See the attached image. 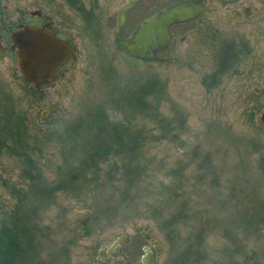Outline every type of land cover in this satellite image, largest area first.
<instances>
[{
    "label": "rangeland",
    "instance_id": "rangeland-1",
    "mask_svg": "<svg viewBox=\"0 0 264 264\" xmlns=\"http://www.w3.org/2000/svg\"><path fill=\"white\" fill-rule=\"evenodd\" d=\"M73 1L87 8L86 27L75 36L70 93L54 97L60 110L50 123L39 122L50 102L23 80L24 88L16 84V59H0V102L14 94L23 138L22 147L0 151V227L16 207L13 192L31 193L24 176L30 156L47 186L76 170L75 182L53 198L27 200L41 205L34 216L40 264H140L146 240L137 229L147 226L163 246L155 264H264V0H207L199 21L173 27L176 38L162 63L129 56L118 43L119 12L131 0ZM175 1L136 0L123 35ZM0 5L14 16L21 7L35 8L34 0ZM246 8L251 16L230 20ZM231 44L239 56L225 64L221 56ZM154 77L165 86L158 116H140ZM102 105L115 122L140 116L135 125L144 143L79 173L88 145L100 137L89 128ZM7 112L2 106L0 119ZM73 126L77 133H70ZM124 236L135 243L110 252L111 259L90 256L94 244Z\"/></svg>",
    "mask_w": 264,
    "mask_h": 264
},
{
    "label": "flooded vegetation",
    "instance_id": "flooded-vegetation-1",
    "mask_svg": "<svg viewBox=\"0 0 264 264\" xmlns=\"http://www.w3.org/2000/svg\"><path fill=\"white\" fill-rule=\"evenodd\" d=\"M34 7L35 8L32 9L27 7H21L20 9H18L17 14L14 16L12 12L8 11L7 7L5 8V10L0 5V59L9 56L16 59L18 63L17 51L13 47L12 32L15 31L17 28L21 27L22 25L45 27L55 32L59 37L63 38L64 40H67L69 43L72 44V46L74 47L73 55L55 73V77L50 82V84L41 90H38L35 87L32 88V86L34 85L24 80L21 74V70L18 67L19 63L18 66H15V69L20 72V76L15 75L14 77V79L16 80V84H19L21 85V87L24 88V83L22 82L23 80L28 86V91L31 94H33L38 99H46L50 102L49 105L46 106L43 110L50 107H58L57 111L52 112L47 116L46 122H41V115L43 110L40 111L39 122L40 124L45 125L50 123L53 117L60 110V106L53 102L54 97L61 94L68 95L70 93L68 86L75 79V74L73 73V70L77 68L78 62V44L75 40V36L77 31L80 32L86 27V24H84V27L82 26V22L83 20H85L83 17V13L85 14V12H87V8L83 5L76 4L73 0H34ZM251 14L252 13L246 14L245 11H236L233 15H231L230 20L232 22H237L239 20H242L243 16L249 17L251 16ZM204 15L205 13L199 18L192 21H199ZM171 32L173 34V40L171 42L172 45L176 37L172 29ZM171 45L166 50L160 53V55L166 59L165 61L169 60V57L167 58L165 53L169 50ZM232 45L234 44H231L222 54L221 62L229 64L238 58L239 55L235 50H233L234 46ZM60 88H63V90L60 91ZM1 101L2 103L0 102V108L2 106H5V108L8 110V115H5L3 119H0V151H3L4 149L8 148L13 149L17 147H22V130L18 124V120L16 119L17 117H13V114L17 113V106L14 94H3ZM2 177L3 176L0 174V179H2ZM65 178L66 179L64 180H70L69 178H67L66 175ZM3 183L4 185H7V181H4ZM65 185H68L66 184V181L57 186H50L48 190L49 198H53L54 195L60 190V188L66 187ZM36 198L39 202L45 201V197L36 196ZM35 208L40 209L41 205L37 203L35 205ZM137 232H141L146 240V243L140 246V249L142 250L140 264H143L144 262L146 264L157 263L160 260H158V257L161 258L163 252V246L161 244V241L156 238L151 228H138ZM153 240L158 241V243L156 244L155 242H153ZM131 243H135L133 239L130 236H124L123 241L120 243L118 250H114L113 252L119 253L123 245H128ZM103 247L104 245H101L100 243L94 244L91 247L92 249L90 256H92L93 259H96L98 261H101L103 256H108V258L111 259L112 252L106 253V255L101 254L100 250ZM121 256H132V252L129 251L126 253H122ZM91 263L92 262H89V264Z\"/></svg>",
    "mask_w": 264,
    "mask_h": 264
},
{
    "label": "water",
    "instance_id": "water-1",
    "mask_svg": "<svg viewBox=\"0 0 264 264\" xmlns=\"http://www.w3.org/2000/svg\"><path fill=\"white\" fill-rule=\"evenodd\" d=\"M135 2L136 0L127 2L119 12L117 40L129 56L146 62H164L166 59L160 53L171 45V29L178 24L199 18L207 11V0H178L153 12L124 36L127 12ZM244 11L246 14L251 13L250 8ZM12 38L24 80L38 90L47 87L54 79L55 73L73 55L72 44L45 27L22 25L12 32ZM57 110L58 107L43 110L41 122H46L47 116ZM262 121L264 122V112ZM85 222L86 220L82 221ZM122 241L123 237H119L112 244L104 246L100 250L101 254L106 255L118 250ZM153 242L158 243L156 240ZM104 258L109 259L108 256H103Z\"/></svg>",
    "mask_w": 264,
    "mask_h": 264
},
{
    "label": "trees",
    "instance_id": "trees-1",
    "mask_svg": "<svg viewBox=\"0 0 264 264\" xmlns=\"http://www.w3.org/2000/svg\"><path fill=\"white\" fill-rule=\"evenodd\" d=\"M151 83L152 87L145 89L144 93L148 99L147 103L143 105L144 108H140V116L147 115L148 117L156 118L158 116V105L165 92V86L158 77L151 79L147 83L148 86ZM107 109L108 106L102 105L95 110V113H98L94 114L89 129L97 131L100 137L88 145L85 159L76 167V169H79V173H87L93 169L97 171L100 163L112 155L134 154L139 150L140 145L144 143L143 133L137 130V124L135 125L136 119L140 116L127 118L122 115L125 120L115 122L107 113ZM110 109L118 111L112 105ZM71 129L73 130L70 133H77L74 126ZM117 134L128 135V137L115 136ZM69 135L72 137L71 134ZM102 135L108 137V139L103 138L104 136ZM27 159L28 167L24 169V176L30 180L31 193L24 192L20 194L17 191H12L17 196V203L12 212L6 213V218L0 227V264H40L42 260L36 250L37 239L34 231L37 220L34 218L37 211L35 208L36 204L29 206L27 200L35 196L45 197V200L49 199L48 190L50 186L41 183V178L37 176L38 173H36V168L33 166L34 162L30 156ZM75 171L72 170V173ZM72 173L68 176L65 174L70 179L66 180V184L75 182L76 179Z\"/></svg>",
    "mask_w": 264,
    "mask_h": 264
}]
</instances>
